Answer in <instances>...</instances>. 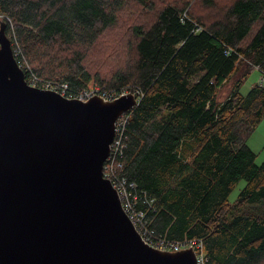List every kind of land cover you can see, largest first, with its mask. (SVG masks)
<instances>
[{"label": "trees", "instance_id": "obj_1", "mask_svg": "<svg viewBox=\"0 0 264 264\" xmlns=\"http://www.w3.org/2000/svg\"><path fill=\"white\" fill-rule=\"evenodd\" d=\"M2 21L41 85L140 92L124 173L154 199L156 237L202 243L207 264H264V161L247 143L264 83L240 92L264 77V0H0ZM125 21L132 38L108 54Z\"/></svg>", "mask_w": 264, "mask_h": 264}, {"label": "water", "instance_id": "obj_2", "mask_svg": "<svg viewBox=\"0 0 264 264\" xmlns=\"http://www.w3.org/2000/svg\"><path fill=\"white\" fill-rule=\"evenodd\" d=\"M134 93L87 102L30 85L0 25V264H197L147 245L104 178Z\"/></svg>", "mask_w": 264, "mask_h": 264}, {"label": "built area", "instance_id": "obj_3", "mask_svg": "<svg viewBox=\"0 0 264 264\" xmlns=\"http://www.w3.org/2000/svg\"><path fill=\"white\" fill-rule=\"evenodd\" d=\"M11 37L14 38V33ZM11 45L13 55L19 67L23 70L25 76L28 75L27 82L32 86L50 89L67 98L80 99L84 102L96 97L111 102L128 93H134L129 92L128 90L122 92L104 90L99 86H93L89 89L82 90L81 92H71L67 84H61L56 88L52 87L49 82L41 85L38 78L33 73H30L24 54L17 46V43L11 41ZM260 83H264V79H262ZM139 94L140 92L135 95L140 101ZM130 112L131 110L123 113L115 123L114 140L111 144L110 155L104 164V178L108 179L116 189L121 201L123 212L129 217L130 221L147 245L164 252H179L192 249L195 252L197 264H207L208 257L202 243L196 240L170 241L165 238L156 237L154 232L150 230L147 209L153 206L154 199L150 198L146 192L139 190L137 183L130 181L124 173V153L127 147V126L129 123Z\"/></svg>", "mask_w": 264, "mask_h": 264}, {"label": "rangeland", "instance_id": "obj_4", "mask_svg": "<svg viewBox=\"0 0 264 264\" xmlns=\"http://www.w3.org/2000/svg\"><path fill=\"white\" fill-rule=\"evenodd\" d=\"M128 1V0H125ZM136 8L128 9L131 13L127 14V19L136 12ZM129 23L127 21L121 22L116 28L109 30L102 38L100 45L104 48L106 52L111 53L113 50L120 51L117 48V44L114 46H110V43L116 39H123L125 41L131 39L132 33L128 28ZM107 41V42H106ZM264 79L263 75L257 70L254 69L253 72L249 75L247 80L241 86L240 92L243 96L247 95L250 89L255 85L260 83V81ZM261 137V141L257 143L255 139L251 141L252 148L254 149L255 154L257 155V163L261 164L264 161V119L257 127L255 134L251 137L252 138ZM250 146V145H249ZM245 182L241 181L238 186L234 189L232 194L230 195V202H235L240 190L244 187Z\"/></svg>", "mask_w": 264, "mask_h": 264}, {"label": "crops", "instance_id": "obj_5", "mask_svg": "<svg viewBox=\"0 0 264 264\" xmlns=\"http://www.w3.org/2000/svg\"><path fill=\"white\" fill-rule=\"evenodd\" d=\"M261 82V81H260ZM259 126V125H258ZM257 129V128H256ZM256 129L254 130V132L251 134V136L249 137V139H248V146L254 151V149L252 148V145H251V141H253V139H255L256 141H257V143L259 142V141H261V137H258V138H252L251 139V137L255 134V131H256ZM256 162H257V159H256Z\"/></svg>", "mask_w": 264, "mask_h": 264}]
</instances>
